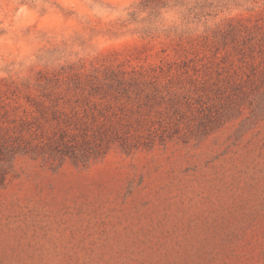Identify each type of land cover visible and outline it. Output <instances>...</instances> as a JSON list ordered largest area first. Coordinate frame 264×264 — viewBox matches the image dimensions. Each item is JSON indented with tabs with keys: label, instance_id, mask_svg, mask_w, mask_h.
<instances>
[{
	"label": "rangeland",
	"instance_id": "obj_1",
	"mask_svg": "<svg viewBox=\"0 0 264 264\" xmlns=\"http://www.w3.org/2000/svg\"><path fill=\"white\" fill-rule=\"evenodd\" d=\"M5 4L0 264H264V0Z\"/></svg>",
	"mask_w": 264,
	"mask_h": 264
},
{
	"label": "clouds",
	"instance_id": "obj_2",
	"mask_svg": "<svg viewBox=\"0 0 264 264\" xmlns=\"http://www.w3.org/2000/svg\"><path fill=\"white\" fill-rule=\"evenodd\" d=\"M18 5H3L5 19L0 24V46L4 47L5 54H7V45L11 43V29L9 28V20L15 21L18 19L16 12L19 10ZM16 9V11H13Z\"/></svg>",
	"mask_w": 264,
	"mask_h": 264
}]
</instances>
